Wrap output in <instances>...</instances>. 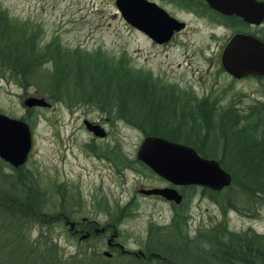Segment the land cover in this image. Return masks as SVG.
Here are the masks:
<instances>
[{"label":"rangeland","instance_id":"rangeland-1","mask_svg":"<svg viewBox=\"0 0 264 264\" xmlns=\"http://www.w3.org/2000/svg\"><path fill=\"white\" fill-rule=\"evenodd\" d=\"M0 8L10 17L37 26L40 43L54 38L64 48L99 50L109 56H123L129 65L149 71L159 82L174 85L177 90L197 96L201 93L225 96L231 101L229 106L236 107L237 111L243 112L246 106L255 103L259 107L264 102V77L249 74L232 79L221 70L218 59L207 60L216 46L225 41L229 29L213 30L205 19L179 8L173 11L187 22V27L164 46L154 44L129 25L113 0H0ZM247 29L260 34L264 30V20L259 26ZM48 65L49 62L43 63V66ZM35 80L39 83L40 79L22 86L0 75V112L25 120L31 135V146L24 162L12 167L0 159V171L10 174L17 182V169L28 171L48 185L53 195H57L53 192L54 185H59L63 219L55 215L56 204L50 209L49 217L43 215L40 220L44 223L41 224L38 214L34 216L29 206L11 203L14 213L21 218L17 230L25 244L49 241L60 260L76 264L78 258L85 257L86 252L82 251L99 246L101 239L79 241V233L73 234L68 224L63 223L64 219L76 222L75 227L93 220L108 224L119 233L118 240L124 248L136 250L142 247L143 240L153 241L152 232V236L147 237L149 230L169 223L175 212L184 216V228L192 236L211 233L216 230L212 227L220 223L238 232L264 233V203L245 207L241 201L230 205L223 200L222 207L198 185L183 188L181 204L138 192L139 188L157 182L155 173L135 154L144 133L112 110L108 113L105 106L85 101L80 90L76 91L77 99H74L68 98L67 89L70 88H64L63 101L53 100ZM27 95L41 96L49 104L26 106L22 99ZM84 118L98 122L106 131L105 136H95L88 131L82 122ZM114 152L120 154L121 161L115 160ZM227 195L234 199L240 197L236 187H231ZM140 250L144 253L136 255L140 259L147 260L149 255H155ZM97 253L100 259L112 264L120 260L117 251L106 257L101 247L97 248ZM132 256L135 257L126 254L124 258Z\"/></svg>","mask_w":264,"mask_h":264},{"label":"trees","instance_id":"trees-1","mask_svg":"<svg viewBox=\"0 0 264 264\" xmlns=\"http://www.w3.org/2000/svg\"><path fill=\"white\" fill-rule=\"evenodd\" d=\"M225 19L233 28H247L246 23L235 15H225ZM260 32L253 31V34L264 40V30ZM45 62L49 65L43 66ZM0 75L22 86L40 79L39 83L35 81L53 100L63 101L64 88H70L67 89L68 98L74 99H77L76 91L80 90L85 101L105 106L108 113L112 110L143 133H157L184 141L200 155L215 158L230 173V183L219 189L198 186L209 192L222 207L223 200L230 205L241 201L245 207L264 203V102L259 107L257 103L246 106L243 112L228 106V110L213 115L192 114L191 129H183L182 115L174 116L180 122L175 120L170 124L166 122L168 116L149 104L150 101L153 104L158 92L183 91L169 89L165 83L156 85V76L129 65L123 56H109L99 50L64 48L54 38L40 43L37 26L8 16L2 8ZM39 75L41 78H37ZM113 155L115 160L121 161L119 153ZM17 170L18 182L10 174L0 171V198H4L0 200V264H6V260L8 264H67L58 258L49 241L25 244L17 230L21 218L10 205L24 203L29 206L34 216L38 214L41 224L44 222L40 219L43 215H51L49 211L54 204L58 205L55 215L62 217L63 197L59 185L55 184L53 190L58 196L53 195L48 185L28 171ZM195 186L184 185L182 191ZM231 187L237 188L240 197L234 199L227 195ZM184 226V216L175 212L169 223L149 230L147 237L152 236V232L153 241L148 238L142 242L144 252L154 256L149 255L147 260L136 256L124 258L126 254L117 251L120 260L116 264H264V233L238 232L220 223L212 227L216 230L211 233L200 232L192 236ZM41 234L39 238H42ZM82 252H86L85 257L78 258L76 264H112L98 257L97 246Z\"/></svg>","mask_w":264,"mask_h":264},{"label":"water","instance_id":"water-1","mask_svg":"<svg viewBox=\"0 0 264 264\" xmlns=\"http://www.w3.org/2000/svg\"><path fill=\"white\" fill-rule=\"evenodd\" d=\"M205 1L217 11L235 14L248 23L258 24L264 19V0ZM113 2L127 23L157 42L166 40L172 30H177L184 25L181 20L168 15L153 1L113 0ZM220 62L223 68L234 77L246 74L264 75V40L251 33L235 32L225 43ZM22 103L26 106L49 104L43 97L36 95L25 96ZM82 122L93 135H104L105 131L98 122L86 118ZM30 146L31 135L27 122L0 112V159L12 166L22 164ZM135 154L137 159L151 171L173 184L162 187H142L139 191L144 194H160L175 203L181 200V194L175 185L196 184L219 189L231 181L230 173L215 158L202 156L192 146L162 136H143ZM69 224L71 225L72 221H69ZM104 253L108 251L104 250Z\"/></svg>","mask_w":264,"mask_h":264},{"label":"flooded vegetation","instance_id":"flooded-vegetation-1","mask_svg":"<svg viewBox=\"0 0 264 264\" xmlns=\"http://www.w3.org/2000/svg\"><path fill=\"white\" fill-rule=\"evenodd\" d=\"M148 1H153L154 3L157 4V6L161 7L163 10H165L168 15H170V16L178 19V20H181L184 23L183 27H181L177 30H172L170 36L166 40H163L161 42H157V41L151 39L146 33L141 31L154 44H156L158 46H164V45L168 44L180 32L185 30V28L187 27V22L174 13L173 8L176 7V8L181 9L185 13L193 14L196 17L205 19L206 23L209 24L213 30L221 28V27L228 28L229 29V35H227V34L225 35V38H224L225 41L220 42V44L216 46V48L214 50L215 53L213 52V54H210L211 56L207 57V60L212 61L213 59H215V60L218 59L221 70L226 75H229L232 79H240V78H244L245 76L249 75V74H246V75H242L239 77L232 76L221 65L220 55H221V51H222L225 43L227 42L228 38L233 33H235V32H247V33L253 34V31L248 30L247 28H249L250 26H259L261 24V22L258 24L248 23V22H245L241 17H239L235 14H225V13L219 12L216 9L210 7L205 0H148ZM225 15H235V16L239 17L242 21H244L246 23L247 28L237 29V28H233V26H229L226 23ZM263 20H262V22H263ZM212 29H211V31H212L211 35L214 36L215 33ZM255 76L264 77V75H255ZM154 80H156V83H155L156 85L163 83V82H159V80H157V79H154ZM174 87H175L174 85H168L169 89H172ZM155 95H157V96L155 99H153V104L151 103V101L149 102V104L154 105L155 106L154 109L156 111H160L164 115L168 116L166 118V122L168 121V123H170V124H173L175 122V120L179 121V122L181 120H183L184 124L182 125L183 126L182 128L187 129V130L191 129L190 128L191 127L190 117L192 114L193 115H195V114L205 115V116L213 115L219 111L223 112V111L228 110L227 108L231 103V101L227 100V98L225 96H223V97H217V95L216 96H214V95L208 96L207 93H201L200 95L197 96L194 93L189 92V91H183V92H178V93L176 91H166V92H161V93L158 92ZM233 110H236V109H233ZM238 111H239V109H238ZM175 115H182V119L178 120L177 118L174 117ZM168 128H170V127H168ZM105 134H106V131H105L103 136H105ZM145 135H158V136L165 137V136L159 135L157 133H144L143 136H145ZM100 137H102V136H100ZM165 138L169 139L168 137H165ZM169 140L177 141V140H173V139H169ZM177 142L186 144L184 141L178 140ZM187 145H189V144H187ZM152 173L154 174V172H152ZM154 175H155L157 182L151 183V185L148 187L169 186L168 184L170 182H168L167 180L158 176L157 174H154ZM184 185H188V184H184ZM184 185H175V187L177 188V190L181 194V199L183 198L182 187ZM143 188H145V187H143ZM139 189H138V192H140ZM140 193L144 194L142 192H140ZM144 195L156 196L158 198L163 197L160 194H156V193H148V194H144ZM176 204H178V203H176ZM63 223H65L66 225L68 224L67 226L73 234L79 233V238L81 240L100 238L101 244L99 246H97V248L102 247V253L106 257L111 256L114 253V251H119L120 253H123V254H132L135 256L137 254H140L142 256L144 255L143 251L140 250L141 248H139V247L136 248V250L124 248L123 244L118 240L119 233L117 234L116 230L108 224L102 225V224L93 220L90 223H86L85 226L75 227V225H77V223L72 221V224L70 225L69 220H67V219H64ZM104 250H107L108 253H104ZM139 250L142 253L139 252Z\"/></svg>","mask_w":264,"mask_h":264}]
</instances>
